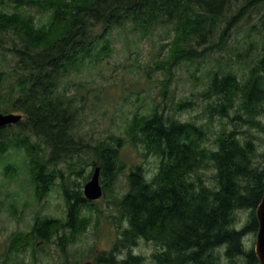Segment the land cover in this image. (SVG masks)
<instances>
[{"label": "trees", "instance_id": "16d2710c", "mask_svg": "<svg viewBox=\"0 0 264 264\" xmlns=\"http://www.w3.org/2000/svg\"><path fill=\"white\" fill-rule=\"evenodd\" d=\"M231 3L0 0V35L12 32L19 39L10 50L20 69L19 91L11 97L4 93L5 71L0 70V112L23 114L16 124L0 128V158L12 149L24 151L35 197L41 200L60 179L66 201L63 216L38 213L29 231L13 234L9 252L34 248L38 240L54 242L65 251L92 224L96 200L84 196L81 183L65 184L60 162L90 150L93 169L86 181L100 167L105 194L114 192L125 169L120 159L124 138L112 136L90 144L76 133L79 112L75 100L60 90L63 79L88 62L110 56L113 29L132 25L134 31L148 36L158 26H166L170 40L163 47H167V54L155 62V68L166 75L162 87L165 102L181 63L193 64L225 50L230 26L245 11L264 7V0H245L227 17ZM32 9L48 14L47 19L37 21ZM262 22V27H255L263 38L261 50L256 51L258 43H252L251 53L238 54L248 70L239 75L229 64L206 72L209 81L203 92L204 114L208 113L210 123L218 118V130L211 133L209 123L169 114L162 103L130 119L126 127L129 139L141 142L147 153L158 156L159 166L151 178L141 166L130 169L129 189L118 201L128 225L120 230L113 247L100 252L93 264H142L145 257L132 251L140 239L158 246L152 253L154 264H260L255 242L249 246L245 238L257 234L256 209L264 196V152L250 131L264 130V13ZM8 49L1 36L0 50ZM172 101L175 112L196 105L185 97H173ZM225 119L233 127H228ZM210 167L215 172L213 184L201 171ZM4 172L16 177L18 167L10 162ZM239 211H247L241 226H237ZM124 250L127 253L121 256ZM29 264H38L37 258Z\"/></svg>", "mask_w": 264, "mask_h": 264}, {"label": "rangeland", "instance_id": "374dc122", "mask_svg": "<svg viewBox=\"0 0 264 264\" xmlns=\"http://www.w3.org/2000/svg\"><path fill=\"white\" fill-rule=\"evenodd\" d=\"M245 0H232L227 11L231 17L243 5ZM9 9H12L9 6ZM37 21H45L48 14H41L32 9ZM264 7L247 10L230 26V36L227 37L225 50L216 51L196 63H181L176 69V75L169 86L166 101H163L162 87L166 77L162 70L155 68L156 60L167 54V47H163L170 40L167 36L169 29L158 26L152 34L143 36L134 31L132 25L126 28H115L111 33L113 52L99 62H88L79 72H72L61 83L60 90L75 100L78 109L76 133L83 137L85 143L95 144L99 141L110 140L112 136L124 138L120 147V159L125 165L119 174L112 193L105 194L96 200V209L91 214L92 224L85 234L67 246L62 251L54 242L38 243L34 248L11 253L9 242L13 234L29 231L39 213L59 218L65 214L66 201L62 195L61 180H56L52 190L38 200L34 195V187L30 182L27 157L24 151L12 149L0 158V264H29L34 256L38 264H93L94 258L102 251L110 250L117 240L120 230L128 225L127 218L119 209V198L128 191V174L130 169L141 166L148 178L156 173L160 158L147 153L141 142L129 139L126 127L136 113H148L156 103L167 106V112L178 116L182 120L196 119L202 123H209L211 133L218 130L220 121L216 117L210 123L208 113L204 114L206 101L203 92L209 81L206 72L231 65L241 75L248 70L245 64L239 62V53H251L252 43H258L256 51L261 50L263 41L256 30V26H263ZM4 37L8 50H0V70L5 71L3 84L6 96H16L18 87V68L14 53L10 50L15 41H19L12 32L0 35ZM176 100L188 98L195 102L193 108L175 112ZM8 98V97H7ZM21 113L18 111H9ZM264 123V115L261 117ZM228 127L233 123L225 119ZM259 144V150L264 152V130L251 128ZM211 139L213 136L211 135ZM262 157L260 158V160ZM93 155L86 149L59 163V167L66 174V185L74 182L84 185L93 166ZM13 162L18 167V176L10 177L4 172L8 163ZM207 176L208 183L213 184L214 169H202ZM81 172V173H79ZM86 181V183H85ZM82 188V189H83ZM247 211H239L237 226H241L246 219ZM256 236L248 234L245 242L252 246ZM158 246L152 241L140 239L133 247L134 254L145 257L142 264H154L152 253ZM127 250L120 255L125 256ZM120 256V257H121Z\"/></svg>", "mask_w": 264, "mask_h": 264}, {"label": "water", "instance_id": "95a60500", "mask_svg": "<svg viewBox=\"0 0 264 264\" xmlns=\"http://www.w3.org/2000/svg\"><path fill=\"white\" fill-rule=\"evenodd\" d=\"M23 118L21 113H4L0 112V128L16 124ZM85 197L89 200L99 199L103 194V188L100 181V167H96L92 178L85 184L83 188ZM259 228L256 235V243L254 250L259 258L260 264H264V196L256 209ZM90 264V263H85Z\"/></svg>", "mask_w": 264, "mask_h": 264}]
</instances>
